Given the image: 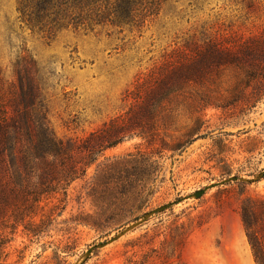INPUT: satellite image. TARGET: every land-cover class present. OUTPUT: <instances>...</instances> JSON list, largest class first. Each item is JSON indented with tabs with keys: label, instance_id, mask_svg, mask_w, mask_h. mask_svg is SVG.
Listing matches in <instances>:
<instances>
[{
	"label": "rangeland",
	"instance_id": "rangeland-1",
	"mask_svg": "<svg viewBox=\"0 0 264 264\" xmlns=\"http://www.w3.org/2000/svg\"><path fill=\"white\" fill-rule=\"evenodd\" d=\"M16 3L0 0V69L35 60L63 153L31 164L28 189L49 185L37 202L0 187V264H255L240 212L264 201V0H167L139 29L51 39ZM212 38L227 48L205 51ZM185 44L211 60L137 102Z\"/></svg>",
	"mask_w": 264,
	"mask_h": 264
},
{
	"label": "trees",
	"instance_id": "trees-1",
	"mask_svg": "<svg viewBox=\"0 0 264 264\" xmlns=\"http://www.w3.org/2000/svg\"><path fill=\"white\" fill-rule=\"evenodd\" d=\"M167 0H17L19 21L31 31L51 39L60 31L72 29L93 31L112 27L118 32L125 27L139 29L157 15ZM205 51L221 53L227 47L218 38L205 42ZM244 49L248 48L245 45ZM190 45L178 48L173 60H165L151 76L137 83L136 101L141 93L170 90L182 91L193 82L198 64L211 60L202 51L194 62L188 59ZM207 48V49H206ZM45 75L35 60L26 53L13 63V78L6 79L0 69V187L18 190L19 182L24 191L23 202L38 201L37 195L49 189L42 184L37 190L24 184L36 170L31 164L55 158L62 152L61 142L51 132L45 110ZM164 95H167L164 94ZM38 170V169H37ZM25 174L18 179L16 175ZM3 187V186H2ZM21 189V188H20ZM3 202L6 198L1 197ZM241 221L255 264H264V201L249 198L241 207Z\"/></svg>",
	"mask_w": 264,
	"mask_h": 264
},
{
	"label": "water",
	"instance_id": "water-1",
	"mask_svg": "<svg viewBox=\"0 0 264 264\" xmlns=\"http://www.w3.org/2000/svg\"><path fill=\"white\" fill-rule=\"evenodd\" d=\"M204 190H205V189H199V190H196V191L193 192V195H194L196 198H198V197H200V196L204 193Z\"/></svg>",
	"mask_w": 264,
	"mask_h": 264
}]
</instances>
